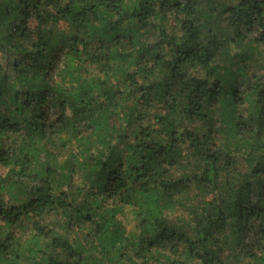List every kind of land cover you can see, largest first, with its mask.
I'll use <instances>...</instances> for the list:
<instances>
[{
    "label": "trees",
    "instance_id": "1",
    "mask_svg": "<svg viewBox=\"0 0 264 264\" xmlns=\"http://www.w3.org/2000/svg\"><path fill=\"white\" fill-rule=\"evenodd\" d=\"M0 264H264V0H0Z\"/></svg>",
    "mask_w": 264,
    "mask_h": 264
},
{
    "label": "rangeland",
    "instance_id": "2",
    "mask_svg": "<svg viewBox=\"0 0 264 264\" xmlns=\"http://www.w3.org/2000/svg\"><path fill=\"white\" fill-rule=\"evenodd\" d=\"M127 226L129 227V223H127Z\"/></svg>",
    "mask_w": 264,
    "mask_h": 264
}]
</instances>
